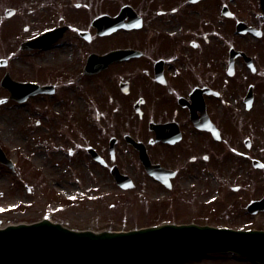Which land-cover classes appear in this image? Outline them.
<instances>
[{
    "label": "flooded vegetation",
    "instance_id": "obj_1",
    "mask_svg": "<svg viewBox=\"0 0 264 264\" xmlns=\"http://www.w3.org/2000/svg\"><path fill=\"white\" fill-rule=\"evenodd\" d=\"M60 1L50 3L61 10L58 22H46L41 14L37 19L51 28L64 26L61 37L35 49L58 54L37 56L32 73L23 68L17 79L44 90L18 103H65L78 110L66 128L68 158L83 150L88 164L112 180L116 169L132 176L128 159L129 167L171 189L207 182L227 186L234 178L239 188L243 181L229 170L264 169L261 0ZM70 5L75 19L67 16ZM105 15L130 26L112 29L114 22L105 32ZM96 16L99 34L91 25ZM64 38L80 42V48L67 50L59 43ZM116 50L126 52L107 60ZM90 55L97 56L93 74L84 72ZM60 85L74 88L78 103H66ZM5 95L0 85V97ZM144 162L161 181L146 173Z\"/></svg>",
    "mask_w": 264,
    "mask_h": 264
},
{
    "label": "rangeland",
    "instance_id": "obj_2",
    "mask_svg": "<svg viewBox=\"0 0 264 264\" xmlns=\"http://www.w3.org/2000/svg\"><path fill=\"white\" fill-rule=\"evenodd\" d=\"M51 1L0 0V59L6 60L0 66L1 76L8 71L12 78L18 79L23 68L30 74L35 67L34 58L52 51L20 49L23 42L51 29L50 24L40 25L38 14L43 15L46 22L59 21L61 10L51 8ZM56 3L59 5L61 1L56 0ZM8 7L15 12L5 17L4 10ZM76 13L70 5L67 16L75 19L70 14ZM86 27L89 25L82 28ZM59 43L72 53L81 46L80 42L65 38ZM53 53L58 54V51ZM26 62L29 65H25ZM60 87L68 94L66 103H78L79 94L74 88L70 92L69 87ZM60 97L59 94L55 98ZM77 112L65 103L46 105L38 101L17 103L11 100L0 103V145L14 161V171L0 164V226L47 217L72 229L127 230L162 222L264 228V212L249 214L245 210L250 199L264 193V169L229 170L243 181L237 190L233 189L238 183L235 178L227 186L207 182L167 190L138 167H129L127 159L126 168L132 173L135 185L130 190H121L106 173L103 175V169L88 164L83 150L67 157L70 146L66 141V128L70 113L75 121ZM91 182L102 183V186L96 188ZM168 264L261 263L234 253H210Z\"/></svg>",
    "mask_w": 264,
    "mask_h": 264
},
{
    "label": "water",
    "instance_id": "obj_3",
    "mask_svg": "<svg viewBox=\"0 0 264 264\" xmlns=\"http://www.w3.org/2000/svg\"><path fill=\"white\" fill-rule=\"evenodd\" d=\"M12 12L8 9L6 15ZM54 39L51 30L23 46H41ZM8 88L18 99V84L9 82ZM0 162L13 166L1 148ZM115 179L122 188L133 186L127 175L117 172ZM247 209H264V196ZM207 252H235L264 263V230L190 223L95 232L70 229L47 218L0 227V264H166Z\"/></svg>",
    "mask_w": 264,
    "mask_h": 264
}]
</instances>
